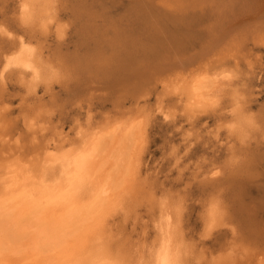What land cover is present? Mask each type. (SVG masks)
Returning a JSON list of instances; mask_svg holds the SVG:
<instances>
[{
  "label": "rangeland",
  "instance_id": "374dc122",
  "mask_svg": "<svg viewBox=\"0 0 264 264\" xmlns=\"http://www.w3.org/2000/svg\"><path fill=\"white\" fill-rule=\"evenodd\" d=\"M169 1L0 0V26L12 34H0V195L7 175L29 173L50 152L75 149L90 136L97 169L84 184V201L93 192L91 202L98 206L85 203L81 216L74 214L82 217L80 227L74 215L65 217L77 228L62 222L61 229L46 230L61 242L47 243L45 237L43 244L3 224L0 209V264H47L76 240L81 250L104 252L123 264H152L161 240L169 246L168 264H264V40L248 42L243 56L225 54V62L209 67L205 72L217 76L215 82L203 88L201 106L192 103L188 83H178L185 86L181 92L177 82L164 86L162 77L169 73L163 66L155 74L138 67L164 45L187 55L201 49L191 67L220 48H207L206 13L187 9L182 15L165 6ZM26 15L35 24L26 25ZM153 24L163 33L155 35ZM20 44L31 59L28 69L6 65ZM50 163L41 168L46 179L58 175L57 161ZM214 200L223 216L210 226L206 210ZM21 218L19 223L27 221Z\"/></svg>",
  "mask_w": 264,
  "mask_h": 264
},
{
  "label": "bare ground",
  "instance_id": "6f19581e",
  "mask_svg": "<svg viewBox=\"0 0 264 264\" xmlns=\"http://www.w3.org/2000/svg\"><path fill=\"white\" fill-rule=\"evenodd\" d=\"M163 5L164 4H162L161 6H163ZM167 5H168V8L172 6L174 8V10H176V11L180 10V14H182V15L185 13V11H188V10H189V13H192V11H194L192 13V15L193 14L194 15L199 14L200 12H203V14L206 13L207 16L209 17V21H210V23L207 24V26H206L209 28V29L207 28L209 31L208 32L209 42H208L207 48H212L216 45H217V47H220V48L217 51H215L214 53H212V55H210L209 57L207 56L208 58L206 57V58L201 59L200 61L197 62L196 65H194V67H191L192 64L190 63L191 65H189V62L192 61V57L194 56V54L196 52H197V54L198 53L200 54V52H198V51L201 49H199L198 51H194L195 53L192 55L191 54L187 55L185 52L182 51V49L180 47L179 48L178 47L177 48L176 47L170 48V51H169L168 45H164L163 46V48H164L163 52H159V50L161 48V47H159V49L157 51L158 53H155L158 56H152V58L149 61V64L146 62L147 66H144L146 63L144 64L143 63L144 61H143V62H140L138 67H143V68H150L151 67L152 71L155 69L160 70V68L164 67L163 69L164 70L166 69L165 72L169 73L168 75L165 73L166 75L164 74L162 77L161 81L164 84V86H169L170 84H172V83L174 84L177 82V84H175L174 87L178 88V87H180L178 85L179 82L184 83V84H181V86L186 85L188 83L187 88L184 86L186 89L185 91L187 93V96H189V99L191 100L192 103H196V102L200 103V100H202V99H199L200 98L199 95L201 96L203 94V92H202L203 88L207 87L208 82L211 83L212 80H213V82H215L214 78L217 77V76L214 77L213 73H212V75H209L210 73L205 72L207 69H209V67H211V66L216 67L221 62H223L225 60V58H223L224 56H226L225 54H227L228 56L229 55L234 56V55H236L235 53L237 51H239V52H241L240 55L243 56L241 50H242V48H244L246 46V44L248 42H251V43L253 42V44L254 43L256 44L258 42H263V40H264V0H170L169 2L165 3V6H167ZM24 6H25V4H24ZM160 8H159V10H160ZM162 8H164V6ZM165 8L167 9V7H165ZM154 9H156V8H154ZM190 10H192V11H190ZM161 11H163V13L166 14V16H168V14L172 13V12H169L166 10H161ZM153 12L154 11L148 12V14H151ZM201 14H200V16H201ZM200 16H199V18H200ZM204 16H206V15H204ZM182 18H183V16H182ZM196 18L198 19V17H196ZM204 20H206V18ZM160 29L161 28L158 25H156V24L152 25V32H154L155 35L159 34L160 32L163 33L162 31H160ZM200 35H202V34H200ZM202 37H204V36H202ZM202 42L204 43L203 40H202ZM20 45L21 46H20L19 52L18 53L16 52L17 54L14 55L13 57H9L7 62H6V65L9 63H15V64H19L23 68H27L28 66L32 65V64L30 65V61H29L31 59L28 60V58H26L27 57L26 55H29L27 48L23 44H20ZM181 46H183L182 43H181ZM140 47L145 48V45L140 46ZM199 48H201V46H199ZM156 50H155V52H156ZM203 50H206V49L204 48ZM247 51L245 50L246 53H247ZM142 52H146L147 54L150 53L148 50L145 51L144 49H142ZM202 54H206V53H202ZM206 55H208V54H206ZM240 55H237V56L241 57ZM144 57H145V55H144ZM153 60H155V61H153ZM163 69L161 72H164ZM147 71H148V69L146 70V72ZM156 72H158V71H155L154 74ZM161 72H159V73L161 74ZM212 72H215V71H212ZM133 73H134V75H145V72H143V71L142 72L141 71L140 72L133 71ZM150 73L152 74V72H150ZM149 76H151V75H149ZM152 76H153V74H152ZM152 76H151V79H153V77H155V76H153V77ZM158 79H160V78H158ZM170 86H172V85H170ZM184 87H180L178 90L181 92L180 89L184 88ZM175 90L178 91L177 89H175ZM204 94H205V92H204ZM178 95H181V94H178ZM187 96H186V98H187ZM197 97H198V99H197ZM204 97H206V95ZM196 104H198V103H196ZM200 106H201V103H200ZM89 137L83 138L81 140V142L76 146L75 149H73L72 147L71 148L70 147L69 148L68 147L62 148L59 146L60 148L59 147L58 148L60 151L59 152L56 151V154L48 152L49 153L48 156L46 155V157L43 158L44 164L41 163L42 164L41 165V164H39L40 162L37 161L38 164L41 166H39L38 164L35 163L37 165V167H35L33 171L31 170V172L29 171V173H27V170L26 171L24 170V171H21L20 173L19 172L16 173V175H15V173L9 174V172H8L11 170L13 171V169L6 170L7 172H5V173L6 174L8 173L9 175L4 177V179L2 181V183H5L4 184L5 190H4L3 194L0 195V209L3 212V214L1 213V215H4L3 217L0 215V218L1 217L3 218V219H1L2 223L3 224H9L10 223L11 228L14 227V229H16L22 233L27 232L28 236L29 235L34 236V239L36 242H37L36 239H42V244H43V241H44L43 238L45 239V237H46L45 242H47V243H49V241H50L49 239H51V241H53V238H54V237L49 238V233L47 234L46 230L52 229V231H53L54 229L57 228V226H59V227L62 226V224L65 223V221H66V220H64L65 217H67V221L68 220L70 221L72 218L71 216H73L74 214L79 217L80 213L84 212L82 210L83 209L82 207H84V204L86 203V201H84L85 194L83 192V190H85L84 184L86 181H87V183H88V181H90V178H92L91 177L92 174H94V172L97 169L95 166L92 165V159H91L94 156L95 141H94V138L91 139ZM92 137H94V136H92ZM98 139H99V137H98ZM117 140H118V138H117ZM105 147H106V145H105ZM46 149H47V146L45 148V151H46ZM43 150H44V148H43ZM104 150H106V149H104ZM47 151L45 153H47ZM122 153L120 152V155ZM41 155H43V154H41ZM94 158H96V157L94 156ZM38 160H39V158H38ZM56 161L58 163L57 164L58 175L55 174L56 177L46 179L47 176L46 177H44V176L48 175V174H43V170L41 168L43 167L45 169L47 167L46 166L47 162H49V163L53 162L55 164ZM96 161H94V162H96ZM50 164H52V163H50ZM54 164H52V165H54ZM100 166H101V164H100ZM103 166H101V167H103ZM99 168L100 167L98 165V169ZM55 169H57V168H54V170ZM102 169H105V168H102ZM100 170H101V168H100ZM14 171H16V169ZM98 173H99V170H98ZM249 174H250V172H249ZM96 175H97V172H96ZM43 177H44V179H43ZM49 177H50V175H49ZM101 177H100V179H101ZM106 178H104V179H106ZM98 182H99V180H98ZM102 182H104V180ZM101 184L103 185V183H101ZM92 185H93V183H92ZM106 186H107V183H106ZM92 187H95V186L93 185ZM1 188H2V186H1ZM95 189H96V187H95ZM110 189H112V188H110ZM98 190H99V188H98ZM88 191H90V190H88ZM100 191H102V189ZM112 193H111V195H112ZM94 194L95 193L92 192L89 195V197H87L86 200H88L92 195H93V197H91L92 200L95 199ZM96 194H99V193H96ZM109 194H107L106 196H109ZM102 196H103V194H102ZM98 197H101V196H98ZM108 199H111V198H108ZM108 199H106V200H108ZM92 200L90 199L89 201L91 202ZM98 200L99 199H97V201ZM89 201H87V203H86L87 205H88ZM98 202H100V201H98ZM104 202H106V201L104 200ZM92 203L93 202H91V204L89 203L90 204L89 206H92V207L96 206V204L93 206ZM106 205H109V204L106 203ZM96 207H98V206H96ZM12 210L15 212V215H16L15 217H11L12 214H14V213H12ZM90 211H93V210H91V209L88 210V212H90ZM85 212H87V211H85ZM90 214H92V216H91L92 218L90 217V219H92V221H93V219H95V217L93 218V213H90ZM90 214L88 213V215H90ZM17 215L19 217L27 219V221L26 220H25L26 222L21 221V223H23V224L19 223L18 220L20 221V219H19V217L17 218ZM75 215L73 216L72 219L77 220V221L82 219V217L81 218L77 217V219H75L76 218ZM82 216H84V215H82ZM167 216H168V214H167ZM86 219L89 220V217H87ZM22 220H24V219H22ZM74 220H72V221L74 222ZM83 220H85V219H83ZM77 221H75V222H77ZM75 222H74V225L77 226V223L79 221L77 223H75ZM80 222L78 225L79 227L81 226ZM89 222H90V220H89ZM65 224H68V226L70 225L71 227H73L71 225V222H70V224H69V222H66ZM3 226H5V225H3ZM63 228H65V230L67 232L69 231V230H67V226H65V225H64V227H62V231H63ZM75 228H77V227H75ZM58 229H61V227ZM58 229H56V230H58ZM83 230H85L84 227H83ZM59 232H60V230H59ZM67 232H62V233L64 235ZM69 232L71 233V230ZM76 232H78V230ZM72 235H74V234L72 233ZM77 236H78V234H77ZM55 237H56V235H55ZM57 237H59V233H58ZM73 237H76V236H73ZM47 239H48V241H47ZM54 239H56V242H58V243L61 242L60 240L57 241V238H54ZM70 239H68V241H70V242L74 241L75 242V239L74 240L72 238H70ZM79 239H80V236H79ZM64 240H65V237H64ZM80 241H81V239H80ZM65 242H64L65 247L62 246L64 248H66ZM39 243H41V242H39ZM76 244H77V240H76L75 244L74 243L72 244V246H69L67 244V248L71 247L70 248L71 250H68V251L65 250L64 252H61L60 250L62 248L57 249L61 253H59V251H58L59 254L56 255V257L54 258L55 260H51V261L49 260L50 262H48L47 264H123L121 262H118L117 259L115 260L114 258L110 257V254L108 256L104 252L90 251L91 249L88 251L87 250L83 251L81 249H83L84 246L79 248V247H77ZM79 244H81V243H79ZM53 245H54V243H53ZM59 245H61V244H58L57 247H59ZM153 245H154V243H153ZM29 246H31V245L29 244ZM34 247L35 246H33V248ZM55 247H56V244H55ZM55 247H53V250ZM11 248H12V246H11ZM50 248L52 249V247H50ZM12 249H14V248H12ZM16 249H17V247H16ZM57 250L55 249V251H57ZM15 251L17 252V250H15ZM55 251H54V253H55ZM12 253H13V251H12ZM169 254L170 253H169L168 243L166 242V240H161L160 244H158V247L153 252L154 262L152 264H168L169 260H170ZM36 261H34L33 263H36Z\"/></svg>",
  "mask_w": 264,
  "mask_h": 264
},
{
  "label": "snow or ice",
  "instance_id": "6c2138e0",
  "mask_svg": "<svg viewBox=\"0 0 264 264\" xmlns=\"http://www.w3.org/2000/svg\"><path fill=\"white\" fill-rule=\"evenodd\" d=\"M25 8H27V5L24 6ZM23 22L26 24V25H33L35 24V17L32 16V15H26L23 17ZM52 23L51 20L49 21H46V22H42L40 27L42 30L44 31H47V28H48V25ZM0 34H3V35H7V36H11L12 34L9 33L7 31V29L3 28L2 26H0ZM62 31H61V35H62ZM32 52H35V48H31L30 49ZM34 71H36V75H37V78L39 77L40 75V70L39 69H34ZM206 216L209 220V224L210 226H213L216 224L217 220L222 218L223 216V210L222 208L220 207L219 205V202L218 201H213L208 209L206 210Z\"/></svg>",
  "mask_w": 264,
  "mask_h": 264
}]
</instances>
